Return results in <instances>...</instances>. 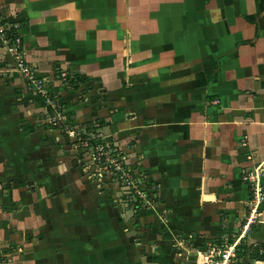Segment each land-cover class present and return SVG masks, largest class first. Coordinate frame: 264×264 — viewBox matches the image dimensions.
Wrapping results in <instances>:
<instances>
[{
  "label": "crops",
  "instance_id": "0c3cea01",
  "mask_svg": "<svg viewBox=\"0 0 264 264\" xmlns=\"http://www.w3.org/2000/svg\"><path fill=\"white\" fill-rule=\"evenodd\" d=\"M0 19L18 23L26 63L73 123L123 154L150 200L121 210L98 172L66 170L51 144L63 139L38 122L45 109L0 43L4 264L199 263L212 240L254 264L264 200L245 228L243 174L259 167L264 189V0H0ZM56 69L102 101L79 100Z\"/></svg>",
  "mask_w": 264,
  "mask_h": 264
},
{
  "label": "built area",
  "instance_id": "2783aa9c",
  "mask_svg": "<svg viewBox=\"0 0 264 264\" xmlns=\"http://www.w3.org/2000/svg\"><path fill=\"white\" fill-rule=\"evenodd\" d=\"M17 24L11 22H3L0 19V43L5 46L10 52L13 53L15 57V62L12 66V70L19 73L22 77L26 79L27 82L33 88L38 89L41 95L47 98L46 103L52 105L50 99H48L49 92L44 88L45 78L38 77L31 66H29L24 58L19 55L18 49L21 45V37L17 31ZM64 75V72H61ZM70 135H73V131H69ZM91 137L86 134L80 135L79 141L80 146L94 145L91 144ZM96 145V144H95ZM95 147L96 152L91 153L92 160L96 165L95 171L98 172V167L103 168L109 177V179H115L119 184L120 188H124L123 202L130 209H139L143 206H148L150 200H148L146 195V190L140 181L136 178L134 170L132 167L125 162L123 154L115 147L105 146ZM89 168V167H88ZM87 168V169H88ZM261 169L259 167H254L251 170H246L243 174V179L247 182L250 189V205H249V217L247 219V224L244 226L247 228L250 222L253 221L254 214L257 211L258 206L264 200V189L261 183ZM98 175L100 173L98 172ZM211 243V242H210ZM207 244L208 248L204 254L205 260L199 262L198 264H227L229 257L235 256L236 244L235 242L231 245H223L213 243ZM224 246V248H223ZM256 256L252 258L254 264H264V241L256 249ZM221 251L224 253L221 256ZM218 254V255H215ZM220 255V256H219Z\"/></svg>",
  "mask_w": 264,
  "mask_h": 264
},
{
  "label": "rangeland",
  "instance_id": "374dc122",
  "mask_svg": "<svg viewBox=\"0 0 264 264\" xmlns=\"http://www.w3.org/2000/svg\"><path fill=\"white\" fill-rule=\"evenodd\" d=\"M15 24H17V28H18L19 27L18 23H15ZM18 52L20 53L19 55H21L23 57L22 45H20ZM56 70H55V72H58V74H54L52 79L63 84L64 87L69 89V90H75L74 93L76 94L77 98L79 97V100L88 102L89 104L94 103L95 100H97V99H98V103H100L102 101V97H100L101 93L102 92L105 93V91L102 88H100V87L98 88V91H97L98 93H97V95H95L97 97H96V99L93 100V95L88 94L89 92L86 91V90H92L93 89L90 87L91 84H89V81L84 80L82 82L79 81L78 83L77 82L74 83V81H75L74 79H75L76 74L69 73V76L67 78L65 70H59V69L57 71ZM61 72H64L65 74L62 75ZM72 79H73V81H71ZM47 86H48V80L45 81L43 87L46 88V90L49 92L48 99L51 100L52 105H49L50 106L49 111H48V109L46 110L45 106H41V107H44L45 110H44V113L43 112L39 113L37 120L40 124H42V123L44 124V129L46 131L50 132L49 134H53L54 132L52 133V130H55V134L59 135L60 141L63 139L60 143H58L56 141L57 140L56 135H53V138H52L53 142L51 140L50 141H51L52 145H55V147H56V145H57V147L59 146V149L63 150L62 153L66 154L70 157L69 158L68 156H66L67 158H69L68 159L69 161H67L66 170H69V169L72 170V167L73 168L79 167L80 169L77 168L76 173L79 172V170H81L83 172L87 171L88 177L91 178V177H93V174L95 173L94 169L96 167V165L94 164V162L92 160V156H91L92 152L93 153L96 152L95 147H97L99 145H101V146L103 145V146H105V148H109V146L111 147L114 145L112 144V142L106 143L104 137H102L99 132L94 130V128H96V127H93V125L85 126L84 124L73 123V120H74L73 112L70 111L71 114L68 115L67 112H69V111L67 109V106H64L59 95L55 91L49 89ZM50 88H51V86H50ZM33 92L37 96H38V94L41 95V93L36 88H33ZM104 98H105V96H104ZM44 99H45L44 100L45 104L48 105L46 103L47 98L44 97ZM95 122H97V124H98V119H95L94 123ZM97 127H98V125H97ZM69 131H73L74 134L70 135ZM39 134L42 135L43 133H39ZM84 134H86L87 136L89 135L91 138L97 139L96 140L97 142H95L96 145L95 144L94 145H88L86 147L80 146L81 144L79 141V137H80V135H84ZM64 139H65V141H64ZM91 144H93V143H91ZM58 161L61 162V159H59ZM125 162H127L126 159H125ZM75 166H77V167H75ZM86 167L87 168L89 167V168L87 169ZM98 170H99L98 172L100 173V175H98L95 178H98V181L104 182L105 183L104 185L109 184L112 187H114V189H112V192H114V194L116 192L117 197H116V199H114L116 202L113 205L116 207L119 206V208L121 210H123L124 208H129L123 202V198H124L123 193L125 192V189L120 188L119 184L116 182L115 179H109L107 172L102 167L101 168L98 167ZM152 197L154 198L153 195H152ZM165 212H166L165 209L161 210L162 214H165ZM165 217L166 216L162 217V219H164ZM13 242L15 244L13 243V245H9V247H8V248H10V250L14 249V248L16 249L18 247L15 240ZM211 243L210 244L213 245V243L215 244L216 242L214 240H212ZM224 246H223V248H224ZM207 248H208V246L205 248V251H204L205 253H206ZM196 250L198 251V248ZM221 253H222V251H221ZM223 254L224 253H222L221 256L220 255L219 256L222 257ZM241 254H242V251L241 250L237 251V249H236L235 250V256L229 257L227 264H232V263L240 264V262L244 260ZM215 255H218V254H215ZM186 257H190L191 260H189V258H186ZM195 257H196V255L193 257L192 255L187 254V255H183L181 257H178V260L180 262L185 261L184 264H198V263H196L197 257L196 258ZM8 259H12V255H10V257H9L4 253H0V264H4V262L8 261ZM198 260L203 261V260H205V258L203 256V257H200V259H198Z\"/></svg>",
  "mask_w": 264,
  "mask_h": 264
},
{
  "label": "trees",
  "instance_id": "16d2710c",
  "mask_svg": "<svg viewBox=\"0 0 264 264\" xmlns=\"http://www.w3.org/2000/svg\"><path fill=\"white\" fill-rule=\"evenodd\" d=\"M58 70V69H57ZM56 70V71H57ZM54 74H58V72H54ZM68 76H69V72H66V77L68 78ZM75 81H74V83L75 82H79V81H84V79H82L79 75H75V79H74ZM71 81H73V79L71 80ZM76 83V84H77ZM38 97H39V102H40V105L41 106H45V108H46V110L48 109V111L50 110V106L49 105H46L45 104V99H44V97H42L40 94H38ZM67 114L68 115H70L71 114V112H67ZM63 135V134H62ZM92 140H91V143H93V144H96L95 142H97L96 140L97 139H95V138H91ZM99 142V141H98ZM256 256V251L255 250H253V251H251V252H249V257H252V258H254Z\"/></svg>",
  "mask_w": 264,
  "mask_h": 264
}]
</instances>
